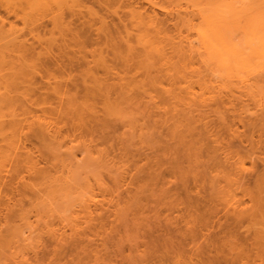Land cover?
Listing matches in <instances>:
<instances>
[{"label":"bare ground","instance_id":"6f19581e","mask_svg":"<svg viewBox=\"0 0 264 264\" xmlns=\"http://www.w3.org/2000/svg\"><path fill=\"white\" fill-rule=\"evenodd\" d=\"M156 19L142 16L140 21L154 25ZM219 19L220 23L211 31L214 42L211 45L209 29L204 25L189 41L178 45L171 43L172 49H179L183 55L198 52L204 57L203 63L213 72L219 90L231 96L239 93L257 97L264 89V0L227 5ZM53 25L62 37H67L68 26L63 17L55 18ZM72 39L82 51L85 41L77 34H73ZM139 42L143 45L139 53H143L154 50L158 41L153 38ZM64 47L60 49L63 54L68 49ZM132 49L131 46L123 51L113 48L116 61L129 66L133 62L131 55H138ZM93 66L95 69H88L73 90L66 88L64 81L50 82L48 85L57 101V106L52 107L47 96L38 94L36 79L44 68L40 54L13 26L8 27L0 19V180L6 177L9 165L15 168L13 179L22 181L25 173L33 175L22 181L20 195L23 199L11 213L15 221L14 224L11 221L7 243L16 244L17 249L22 245L25 250L36 248L40 239L34 233L50 230L56 218L78 231L79 223L93 220L94 208L100 210L99 194L112 197L134 179L131 203L117 215L121 228L116 226V236H109L117 240L111 241L119 247L117 252L124 255L123 259L120 255L121 264H148L151 257L158 255L170 256L174 263L182 264L187 256L179 252L182 250L178 236L184 228L192 229L205 219L190 211L187 203L188 214L183 226V221H172L169 217L164 220L165 215L164 218L161 215L164 208L173 211L185 204L183 198L169 196L167 190L160 188L164 186L163 172L167 170L179 181L187 197L189 181L208 184L210 199L221 201L228 209L231 222L228 233L217 246L220 253H226L231 261L264 264V130H256L258 119L253 120L250 131L222 132L241 147H221V136H218L221 131L215 135L214 131L189 125L170 130L168 142L160 148L154 133L132 128L133 119L126 110L131 91L139 94L142 85L123 78L117 84L112 82V65L103 55ZM99 71L105 76L101 77ZM50 76V80L55 79ZM203 95L199 100L191 99L225 103L220 93L205 90ZM33 105L40 110H32ZM38 111L43 115L30 116ZM116 123L130 126L131 130L116 137ZM96 132L109 134L113 139L107 137L109 141L120 138L117 149L121 158L119 154L118 158L121 163L126 162L124 165L115 164L109 151H95V143L99 147L95 142ZM24 136L38 143L43 150L40 156L50 169L39 167L34 152L26 150ZM143 145L153 148L160 145L161 153L143 159L140 154L137 156ZM79 151L84 153L81 160ZM106 179L112 182L111 186ZM245 179L251 184H244ZM163 228L166 230L161 231ZM241 229L245 231L244 241L238 236ZM124 247L129 249L126 256ZM78 262L84 263L83 260Z\"/></svg>","mask_w":264,"mask_h":264},{"label":"rangeland","instance_id":"374dc122","mask_svg":"<svg viewBox=\"0 0 264 264\" xmlns=\"http://www.w3.org/2000/svg\"><path fill=\"white\" fill-rule=\"evenodd\" d=\"M64 1L62 4L56 0H0V19L4 20L8 27L13 26L19 34L23 35L27 43L32 45L41 56V66L44 68L36 79L38 94L47 96L52 107L57 106V101L48 84L55 80L64 81L66 88L75 89L83 74L90 68L95 69L93 66L95 60L103 55L112 65L110 75L112 82L117 84L123 78L142 85L139 94L136 90L131 91L126 110L133 119L134 127H131L154 133L161 145L160 148L168 142V132L177 127L186 128L191 125L214 131L215 135L221 131L218 134L221 136L219 145L221 147L232 145L235 148L241 146L238 142H231L229 137L222 135L223 131H250L256 119H258L255 121L257 122L256 130H264V89L263 93L257 97L239 93L231 96L223 89L219 90L213 72L209 71L203 63L204 57L198 52L183 55L179 49L173 50L171 45L174 42V45H178L189 41L204 25L209 29L211 45L214 43L211 31L220 23L219 18L224 15L226 6L247 0ZM142 16L156 17L157 23L143 24L140 21ZM58 17H63L68 26L67 37H62L53 25V20ZM73 34L79 35L81 40L85 41L82 51H79L77 44L73 41ZM153 38L158 41L154 45L156 46L154 50L148 49L147 52L139 53L143 47L139 41ZM64 46L68 49L63 54L61 51L65 48ZM127 46H131L133 52L135 51L138 55H131L133 62H130L129 66H122L116 61L114 51L117 48L123 51ZM204 52H207V49H204ZM98 73L101 77L105 76L102 71ZM49 76L55 79L50 80ZM205 90L214 94L220 93L225 103L194 102L191 99V97L201 99ZM32 110H40V107L33 105ZM40 114L43 115L41 111H38L30 116ZM130 130V126H123L121 123L114 125L116 137L123 136ZM64 133L66 134L67 131L64 130ZM96 134L95 137L98 136V139L94 140L97 139L95 142L99 143L102 150L93 142L96 146L95 151H109V157L112 160L113 156L115 164L124 165L126 162L121 163L120 150L117 149L120 138L118 140L115 138L116 141L113 142L107 133L96 132ZM107 137L111 140L109 141ZM23 141L28 147L26 150L34 152L39 167L50 169L41 157L43 150L39 148L38 143L29 136H24ZM114 143L116 144L113 145ZM106 146L109 150L105 149ZM159 146L153 148L143 145L137 156L140 154L143 159L157 157L161 153ZM78 154L81 160L84 153L82 155L79 151ZM134 159L132 160L136 162L137 157ZM7 170L9 172L6 177L0 180V264H78L79 260H83L82 264H121L122 252H117L119 247L117 248L115 242L117 240L113 238L117 234L114 228L120 226L117 220L118 213L131 203L132 191L135 187L134 179L129 180L127 186L112 197L99 194L97 199L100 210L96 211L94 208L93 220L79 223L78 231H73L66 223L56 218L50 230L34 233L39 237L40 245L34 249L29 247L30 249L25 250V246H18L17 249L16 244L14 246L10 242L13 244L11 245L7 243L9 242L7 240L11 225L15 221L11 213L23 199L20 195L22 181L33 178V175L25 173L26 178L21 181L13 179L15 173L13 165H9ZM134 173L135 170L132 175ZM163 174L164 186L160 188L167 190L169 196H179L185 202L173 211H167L163 207L164 211L161 209V215L163 218L165 215L164 220L169 217L172 221L182 222L188 214L187 203L190 211L202 215L205 219V222L197 224L192 229L184 228L181 231L184 236L179 233L181 249L179 246L177 248L182 250L179 252L187 256V261L182 264H243L231 261L226 253H220L217 249L219 242L228 233L231 220L228 209L222 202L210 199L209 185L189 181L187 197L179 181L169 171L164 170ZM106 180L109 185H112V182ZM243 183L251 184L248 179H245ZM102 204H104L103 209H101ZM184 224L183 221L181 225ZM104 229L107 231L104 232ZM243 231L244 229H241L238 236L244 241ZM109 236L113 237L109 239ZM147 236L150 235L147 234ZM113 239L115 241L112 242ZM177 248L175 250L178 252ZM125 249L127 253L124 252ZM124 250L123 254L128 255L129 249L124 247ZM148 264L178 263H174L170 256L158 255L151 257Z\"/></svg>","mask_w":264,"mask_h":264}]
</instances>
